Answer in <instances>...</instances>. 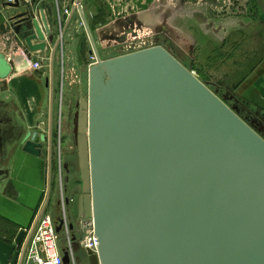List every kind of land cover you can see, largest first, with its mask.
<instances>
[{"label":"water","instance_id":"obj_1","mask_svg":"<svg viewBox=\"0 0 264 264\" xmlns=\"http://www.w3.org/2000/svg\"><path fill=\"white\" fill-rule=\"evenodd\" d=\"M4 9L30 54L55 57L51 4ZM96 56L73 127L78 214L93 217L99 241L98 254H85L89 264H264L261 130L162 44ZM12 70L0 51V85ZM45 139L27 132L23 151L41 156ZM25 236L21 229L16 243Z\"/></svg>","mask_w":264,"mask_h":264},{"label":"crops","instance_id":"obj_2","mask_svg":"<svg viewBox=\"0 0 264 264\" xmlns=\"http://www.w3.org/2000/svg\"><path fill=\"white\" fill-rule=\"evenodd\" d=\"M20 1L23 4L30 2ZM43 1L53 6L56 38H59L56 1ZM239 1L243 11L238 15V36L245 34L249 27H264V0ZM77 2L58 0V6L62 14L63 44L68 50L69 67L65 76L66 73L71 74L75 66L80 68L77 78L80 93L84 83L83 52L88 47V58L98 52L96 40L113 46L123 44L126 35L148 39L154 34L157 36L155 39L160 40L167 9L172 12L171 19L179 17V2L173 4L167 0H81V12L75 8ZM6 3V0H0V51L11 60L13 70L7 81L0 85V264H23L19 252L27 242V231L43 206L50 202L52 211L58 212V192L52 191L50 155L57 144L53 86L60 71L57 58L61 43L54 58L50 52L30 54L8 22L4 9ZM70 9L72 13L64 18L65 11ZM225 21L224 18L218 23ZM176 33L170 31L171 36L179 38ZM248 51L245 45L241 52ZM33 57H37L40 68L34 67ZM94 62L93 58L90 66ZM250 68L254 71L243 74V84H250L252 95L264 101V56ZM29 131L46 136L44 142L40 140L43 144L41 156L23 151V139ZM21 229L26 230V236L18 245L16 237Z\"/></svg>","mask_w":264,"mask_h":264},{"label":"rangeland","instance_id":"obj_3","mask_svg":"<svg viewBox=\"0 0 264 264\" xmlns=\"http://www.w3.org/2000/svg\"><path fill=\"white\" fill-rule=\"evenodd\" d=\"M167 2L173 4L179 2L177 9L179 17L175 18L177 21L171 19L172 12L170 8L167 9L164 14L166 20H164L163 35H159L162 37L160 40L155 39L157 36L154 34L148 39L146 37L133 38L126 35L122 40L124 43L120 46L105 45L96 40L95 47L100 58H112L163 42L162 45L194 72L202 82L215 85L227 96L239 94L251 102L264 105V101L257 100L256 96L250 92L249 87L251 85L243 84L245 81L243 74L246 71H254L250 66L264 56V27H249L245 30V34L238 36V15H241L243 11L239 6L240 1L177 0L174 2L167 0ZM218 18H222L219 20L225 18L226 21L218 23ZM174 25H177V28ZM170 31L177 32L179 38L171 36ZM242 44L244 45L242 46ZM245 45L248 46L249 51L242 53ZM87 49L88 47L83 52V62L81 63L84 74L82 92L80 93L81 88L77 79L81 71L79 67L75 66L71 74L66 73L65 76V71L68 72L69 62L68 50L64 44L60 45L57 58L60 71L57 82L53 86V102L56 106L54 125L57 124V144L55 148H52V191L61 192L58 164L62 159L63 183L65 192L70 198V210L74 225L81 217L78 214V198L82 194V180L77 171L67 174L65 167L67 158L74 161L77 156L73 124L69 121L67 112L69 113V107L72 113L76 112L80 97L88 92L89 69L92 66L90 63L93 61L92 55L95 53L88 58ZM91 50L94 51L93 48ZM221 95L223 94L221 93ZM66 176H68V180H66ZM80 264H89L83 254H80Z\"/></svg>","mask_w":264,"mask_h":264},{"label":"built area","instance_id":"obj_4","mask_svg":"<svg viewBox=\"0 0 264 264\" xmlns=\"http://www.w3.org/2000/svg\"><path fill=\"white\" fill-rule=\"evenodd\" d=\"M7 2H15L17 0H6ZM57 6V17L59 23L60 43L63 44V26L62 14ZM76 4L75 8L81 12L82 7ZM72 10H66L65 14L69 15ZM97 62V56L93 55ZM94 62V63H96ZM93 63V64H94ZM34 67L40 68L39 62ZM60 177L61 192H58L59 216L61 219V231L58 233L54 223V211L50 207V202H46L42 210L36 217L34 223L27 231L28 239L21 248L19 255L23 264H64V251L68 253L70 264H80V254L99 253V241L95 233V222L93 217H80L76 225L72 222L70 210V198L65 192L63 183V161L60 159L58 164ZM75 242H78L80 248L75 249Z\"/></svg>","mask_w":264,"mask_h":264},{"label":"flooded vegetation","instance_id":"obj_5","mask_svg":"<svg viewBox=\"0 0 264 264\" xmlns=\"http://www.w3.org/2000/svg\"><path fill=\"white\" fill-rule=\"evenodd\" d=\"M211 87L216 89L220 94L222 93V96L226 99L227 103L239 109L242 116L251 123H253L256 128L261 130L262 134L264 135V105L251 102L248 99L241 97L239 94L227 96L224 91L222 92V90L216 87L215 85H211ZM74 113L70 111L68 115V119L72 122L73 127L75 119ZM73 163L74 162L71 161V158H67V162L65 163L67 174H70L71 172L75 171Z\"/></svg>","mask_w":264,"mask_h":264},{"label":"bare ground","instance_id":"obj_6","mask_svg":"<svg viewBox=\"0 0 264 264\" xmlns=\"http://www.w3.org/2000/svg\"><path fill=\"white\" fill-rule=\"evenodd\" d=\"M98 54V52L97 51H95V55H97Z\"/></svg>","mask_w":264,"mask_h":264}]
</instances>
